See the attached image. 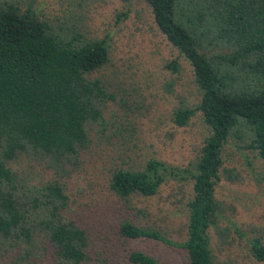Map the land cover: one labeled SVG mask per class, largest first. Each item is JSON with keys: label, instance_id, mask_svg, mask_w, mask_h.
Instances as JSON below:
<instances>
[{"label": "trees", "instance_id": "16d2710c", "mask_svg": "<svg viewBox=\"0 0 264 264\" xmlns=\"http://www.w3.org/2000/svg\"><path fill=\"white\" fill-rule=\"evenodd\" d=\"M143 2L159 32L186 60L199 96L193 107L180 101L170 120L185 126L199 111L208 134L186 166L150 158L140 169L110 171L108 189L121 206L109 228L95 227L105 244L95 248L90 223L78 222L70 211L61 178L77 173L80 151L93 131L108 140L104 110L113 102L123 108L129 95L108 90L109 79L99 73L109 62L105 39L62 29L30 7L0 0V264H37L47 253L58 264H161L149 250L129 245L137 241L179 247L186 264H215L208 232L225 234L214 187L221 175L236 177L222 165L227 137H247L264 168V0ZM164 66L177 72L178 59ZM115 129L123 137V127ZM21 161L27 167L17 171L14 165ZM34 164L60 180L33 183ZM258 179L264 187V174ZM166 180L191 182L182 241L133 218L143 210L133 211L129 197L152 196ZM248 242L252 258L264 264V245L256 237Z\"/></svg>", "mask_w": 264, "mask_h": 264}, {"label": "rangeland", "instance_id": "374dc122", "mask_svg": "<svg viewBox=\"0 0 264 264\" xmlns=\"http://www.w3.org/2000/svg\"><path fill=\"white\" fill-rule=\"evenodd\" d=\"M13 1L21 9L30 7L57 27H69L87 38L105 39L109 62L99 73L109 79L108 90L118 95L121 89L129 95L123 108L118 109L113 102L104 110L105 123L111 130L106 133L108 140L93 131L91 143L80 151L77 173L61 178L68 189L70 211L73 210L78 222L90 223L94 246L99 248L105 244L98 240L100 233L95 227L107 223L104 227L109 228L121 206L108 189L111 170L140 169L150 158L183 167L194 162L198 155L208 134L199 111H195L185 126H176L170 120L172 108L180 101L191 107L197 104L199 96L189 66L159 32L143 0ZM175 57L179 68L171 72L164 65ZM118 127H123V137L115 129ZM248 142L243 135H230L222 146V165L232 169L236 177L229 181L221 175L214 187V196L222 210L218 222L225 234L220 237L213 228L209 229V248L215 264H261L252 258L248 240L256 237L264 245V187L258 179L263 176L264 168ZM26 167L22 161L14 165L17 171ZM32 168L29 178L33 183L58 177L42 165L34 164ZM190 186L189 180H166L152 196H130L133 211L143 210L135 211L133 218L157 228L171 240L182 241ZM98 218H102L101 222L91 225ZM129 245L149 250L161 264H186L179 247L146 241ZM91 255L95 256L94 252ZM118 260L122 262L119 254ZM37 264L58 263L47 253Z\"/></svg>", "mask_w": 264, "mask_h": 264}]
</instances>
